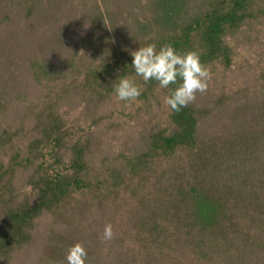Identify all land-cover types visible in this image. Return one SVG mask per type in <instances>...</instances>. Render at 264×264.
I'll return each mask as SVG.
<instances>
[{"label":"trees","instance_id":"1","mask_svg":"<svg viewBox=\"0 0 264 264\" xmlns=\"http://www.w3.org/2000/svg\"><path fill=\"white\" fill-rule=\"evenodd\" d=\"M150 43L211 70L178 113L132 67ZM77 242L86 264H264V0H0V264Z\"/></svg>","mask_w":264,"mask_h":264},{"label":"clouds","instance_id":"2","mask_svg":"<svg viewBox=\"0 0 264 264\" xmlns=\"http://www.w3.org/2000/svg\"><path fill=\"white\" fill-rule=\"evenodd\" d=\"M130 55L136 76L141 77L145 83L155 80L161 89L176 85L164 97V104L173 112L178 113L194 102L197 93H205L212 79L211 70L201 62L199 53L177 52L170 43L163 44L159 50L155 43H150L132 51ZM114 90L116 99L126 102L136 101L142 93V88L134 79L125 75L118 78ZM114 235L111 223L106 224L100 237L101 242L112 240ZM87 255L84 245L77 242L66 252L67 264H86Z\"/></svg>","mask_w":264,"mask_h":264},{"label":"rangeland","instance_id":"3","mask_svg":"<svg viewBox=\"0 0 264 264\" xmlns=\"http://www.w3.org/2000/svg\"><path fill=\"white\" fill-rule=\"evenodd\" d=\"M19 264H22V263H19Z\"/></svg>","mask_w":264,"mask_h":264}]
</instances>
